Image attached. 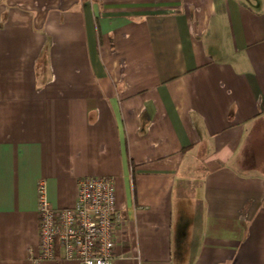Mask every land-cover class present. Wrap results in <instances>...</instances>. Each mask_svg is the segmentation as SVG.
<instances>
[{"label":"crops","instance_id":"0c3cea01","mask_svg":"<svg viewBox=\"0 0 264 264\" xmlns=\"http://www.w3.org/2000/svg\"><path fill=\"white\" fill-rule=\"evenodd\" d=\"M93 175L114 264H264V0H0V264Z\"/></svg>","mask_w":264,"mask_h":264},{"label":"built area","instance_id":"2783aa9c","mask_svg":"<svg viewBox=\"0 0 264 264\" xmlns=\"http://www.w3.org/2000/svg\"><path fill=\"white\" fill-rule=\"evenodd\" d=\"M37 213L39 255L32 260L60 257L79 264H114L116 231L123 215L111 177L80 178L75 202L69 207L50 206L40 182Z\"/></svg>","mask_w":264,"mask_h":264}]
</instances>
